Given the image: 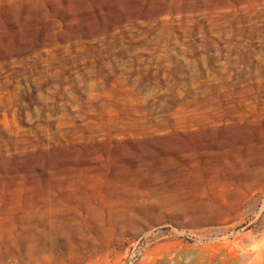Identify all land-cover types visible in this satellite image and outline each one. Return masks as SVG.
Masks as SVG:
<instances>
[{"label": "rangeland", "instance_id": "obj_1", "mask_svg": "<svg viewBox=\"0 0 264 264\" xmlns=\"http://www.w3.org/2000/svg\"><path fill=\"white\" fill-rule=\"evenodd\" d=\"M0 264H264V0H0Z\"/></svg>", "mask_w": 264, "mask_h": 264}]
</instances>
